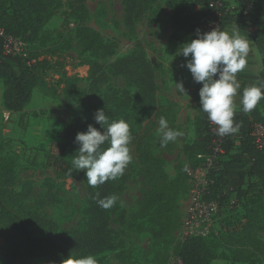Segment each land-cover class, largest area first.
I'll list each match as a JSON object with an SVG mask.
<instances>
[{
  "label": "rangeland",
  "instance_id": "1",
  "mask_svg": "<svg viewBox=\"0 0 264 264\" xmlns=\"http://www.w3.org/2000/svg\"><path fill=\"white\" fill-rule=\"evenodd\" d=\"M183 1L192 3L196 0L152 1L145 17L129 23L123 0H85V18L72 13L67 6H61L38 41H31L30 32L18 37L21 42L18 57L24 63L49 61L50 68L37 75L51 92L37 87L22 112L9 111L4 99L6 86L0 78V154L14 155L19 161L14 185L3 189L1 196L27 227L21 233L0 221V264H63L70 258L55 259L39 253L36 245L39 242L44 245L58 234L84 225L87 218L86 171L57 175L49 164V156L60 155L58 144L64 142V133L73 132L77 113L82 119L80 133H86L89 125L98 129L101 125L96 123L95 113L99 109L105 111L110 122L123 119L130 125L132 140L129 147L133 159L124 174L116 179L114 195L118 200L113 205L111 220L115 249L96 260L98 264H156L157 249L151 234L132 230L127 224L138 212L143 194L139 149L157 157L171 180L177 173L183 178L179 198L182 221L188 205L185 170L198 152L211 147L214 136L207 113L201 109L199 91L202 84L193 80L186 66L182 67L187 60L177 55L185 43L178 38L174 28L173 9L183 5ZM229 1L233 6L238 2ZM6 3V9L12 11L15 8L11 6L12 0H6ZM84 26L103 38L105 49L101 56L90 53L83 45L81 32ZM236 27L238 25L225 31L230 33ZM238 29L242 37L249 39L250 48L255 49V55L250 50L245 69L237 74L241 84L239 90L243 91L247 84H252L251 76L255 78L264 70V58L256 52L250 35L258 30L251 28L245 32ZM140 49L155 73L157 90L153 101L142 104L135 84L121 77H110L98 91L91 88L92 62L110 68V64ZM244 75L248 76L249 83ZM181 81L187 95L176 89L175 82ZM115 105L118 108H114ZM248 113L255 120L256 133L264 148V99ZM161 116L167 119L170 128L183 133L175 142L164 146L158 132ZM260 179L257 165H250L247 196L238 200L237 205L223 204L217 218L221 232L207 240L216 260L230 264H264V217L261 218L263 230L256 232L262 242L261 249H255L245 238L250 212L255 207L264 212V184ZM181 221L175 233L176 243L164 254V264H181L177 248L181 244Z\"/></svg>",
  "mask_w": 264,
  "mask_h": 264
},
{
  "label": "trees",
  "instance_id": "2",
  "mask_svg": "<svg viewBox=\"0 0 264 264\" xmlns=\"http://www.w3.org/2000/svg\"><path fill=\"white\" fill-rule=\"evenodd\" d=\"M152 1L155 0H123L127 22L134 23L145 17L146 11L151 8ZM182 3L184 4L173 9V25L181 41L187 43L198 38L197 29L206 33L216 28L225 31L234 25H238L245 32L256 28L258 32L250 33V35L258 53L264 58V0H254V9L247 15L244 14L240 1L228 11L225 7L216 5L215 0H196L192 3L183 1ZM6 5V0H0V26L7 34L17 38L30 32V39L33 42L38 41L41 35L43 36L46 25L61 6H67L72 13H77L82 18H85L87 13L85 0H12L11 6L15 7L12 11L6 9ZM224 5L228 6L229 3H223ZM196 6H198L197 9ZM81 40L90 53L99 57L104 52L103 38L88 26L82 27ZM109 66L110 68H105L97 61L91 63L90 80L93 90L98 91L110 77H121L135 84L138 90L137 97L142 104L155 99L157 90L155 73L141 49ZM49 68L50 63L47 60L28 64L24 63L20 57L4 55L0 41V78L4 80L6 86L4 95L6 108L9 111L22 112L30 103L35 88L43 87L47 90V85L37 73ZM262 81H264V70L260 73L256 86H259ZM47 92L51 91L47 90ZM49 94L55 95V93ZM114 108L118 106L115 105ZM74 119L73 132L64 133V142L58 144L60 155L49 156V164L57 175L69 176L77 171L72 168V157L79 148L75 138L82 129L80 113H77ZM234 121L240 123L241 128L238 133L225 136L228 160L218 174L215 193L223 194L224 189L233 188L240 201L242 197L247 196L250 189L247 182L250 165H257L260 170V181L263 180L264 184V148L258 149L255 145V139L252 136L255 120L250 113L243 111V106L234 110ZM97 130L104 131L102 126ZM71 140H74V143H70ZM104 147L108 145L105 144ZM209 150L210 147L198 152L197 155ZM66 154L69 157H66ZM197 155L190 165L195 164ZM139 162L144 181L143 194L138 212L127 224L132 230L151 234L153 246L157 249L155 263L164 264V254L176 243L175 233L180 226L179 198L183 178L180 173H177V177L171 180L161 161L142 149H139ZM18 163V158L14 155L0 154V221L7 222L12 228L24 233L27 230L25 221L6 205L1 196L3 189L14 185ZM115 187L116 180L107 181L96 187L88 184L87 218L84 225L79 229L58 234L44 245L39 242L36 245V251L51 255L55 259L71 255L76 257L92 255L97 258L113 251L115 249L111 227L113 206L104 209L97 200L114 195ZM185 189L188 193L186 170ZM254 203L256 205V202ZM250 213L251 217L245 227V238L255 249L260 250L262 242L256 236V232L263 230L261 218L264 217V212L261 213L260 209L255 207ZM38 220L48 224L42 218L38 217ZM122 220L125 222L124 215ZM209 239L194 238L179 244L177 248L181 264H211L216 260L211 247L207 244Z\"/></svg>",
  "mask_w": 264,
  "mask_h": 264
},
{
  "label": "clouds",
  "instance_id": "3",
  "mask_svg": "<svg viewBox=\"0 0 264 264\" xmlns=\"http://www.w3.org/2000/svg\"><path fill=\"white\" fill-rule=\"evenodd\" d=\"M196 36L181 46L177 55L183 56L193 80L202 84L199 91L200 104L207 113L210 122L218 126L220 136H231L240 131L241 124L234 121V97L241 84L237 74L245 69L250 55V41L239 34L238 27L230 33L220 28L210 32L197 29ZM179 53V54H178ZM176 89L183 95L187 91L183 82L176 83ZM264 99V81L259 86L245 87L241 104L243 111H252ZM95 121L104 131L101 132L92 125L87 132L78 133L75 142L78 151L72 157V168L86 171L87 183L96 187L107 181H114L122 176L133 157L129 147L132 136L130 125L123 119L109 121L103 109L95 113ZM158 132L161 134V145L175 142L183 133L169 127L168 121L161 116ZM107 144L108 147H104ZM118 200L116 195L98 199L97 203L104 209L111 208ZM63 264H98L92 255L70 258Z\"/></svg>",
  "mask_w": 264,
  "mask_h": 264
},
{
  "label": "built area",
  "instance_id": "4",
  "mask_svg": "<svg viewBox=\"0 0 264 264\" xmlns=\"http://www.w3.org/2000/svg\"><path fill=\"white\" fill-rule=\"evenodd\" d=\"M216 5L225 7L228 11L233 5L229 0H215ZM244 8V14H249L254 9V0H238ZM229 3L223 6V3ZM0 41L2 42L3 54L6 56L18 57L21 49V42L17 37L6 33L0 26ZM218 126L211 122L210 129L213 132V140L210 150L200 153L196 157L194 165L186 169L189 190L187 195L188 205L186 213L181 221L180 242L184 243L189 239H209L219 236L221 229L218 225V215L225 202L231 206L237 205L238 197L233 188L224 189L223 194H216L217 177L223 169L224 163L228 160L225 145L226 137L220 136L217 132ZM253 131L255 145L258 149L263 148L261 137Z\"/></svg>",
  "mask_w": 264,
  "mask_h": 264
},
{
  "label": "crops",
  "instance_id": "5",
  "mask_svg": "<svg viewBox=\"0 0 264 264\" xmlns=\"http://www.w3.org/2000/svg\"><path fill=\"white\" fill-rule=\"evenodd\" d=\"M250 50H252L254 52L253 54L255 55V49H254V47H253V49L250 48ZM256 52H257V49H256ZM259 75L256 76L255 78H254V76H251L253 78L252 84L251 85H248L247 84L245 87L252 86V85H256V82L259 79ZM244 77L247 80L248 76H245L244 75ZM248 83H249V81H248ZM242 94H243V91L242 90H239V92L237 93V95L234 97V110H238L239 108H241V106H242V104H241ZM211 264H230V263H228L227 261L214 260Z\"/></svg>",
  "mask_w": 264,
  "mask_h": 264
},
{
  "label": "bare ground",
  "instance_id": "6",
  "mask_svg": "<svg viewBox=\"0 0 264 264\" xmlns=\"http://www.w3.org/2000/svg\"><path fill=\"white\" fill-rule=\"evenodd\" d=\"M253 59V58H252Z\"/></svg>",
  "mask_w": 264,
  "mask_h": 264
}]
</instances>
